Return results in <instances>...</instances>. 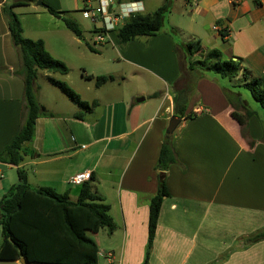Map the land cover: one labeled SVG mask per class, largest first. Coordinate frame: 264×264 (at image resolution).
<instances>
[{"label": "crops", "instance_id": "obj_1", "mask_svg": "<svg viewBox=\"0 0 264 264\" xmlns=\"http://www.w3.org/2000/svg\"><path fill=\"white\" fill-rule=\"evenodd\" d=\"M35 1L0 0V153L18 133L24 116L20 62L9 37L4 5L12 7L17 15L24 38L41 40L54 59L67 63L58 56L63 45L56 42L62 35L68 36L65 31L70 32L60 19L48 14L47 7L67 17L70 7L66 0H39L41 4ZM74 2L75 12L81 15L86 3ZM128 2L131 1L119 3ZM136 3H140L141 10L136 13L140 15L152 14L163 5L168 14L177 5V17L195 23L199 16L206 36L197 37L198 43H189L199 45L201 50L215 49L223 60L238 62L241 70L236 79L245 71L250 78L260 79L264 88V0H241L237 6L227 0ZM94 5L95 0H89V6ZM165 16L155 36L137 37L124 45L117 42L119 25L106 32L104 39L110 41L116 60L112 62L104 48L95 55L102 60L97 62L101 66L94 73L86 74L87 66H79L82 78L93 80L97 73L110 80L115 76L122 81L133 78L134 84L125 90L113 89L109 98L93 99L88 104L95 103L94 107L81 120L75 118L76 108L54 112L40 104L38 86L33 84L36 100L47 115L36 120L34 137L25 147L27 154L20 168L32 189L49 187L68 194L73 202L82 184L72 185L69 179L81 173L91 175L93 192L109 206L114 229L122 235L119 245L106 251L111 258L103 259L99 256L103 254L97 241L99 232L88 233L98 248V264H143L148 207L157 193L161 171L156 167L167 138L176 162L162 172L168 196L161 203L147 262L264 264V238H258L264 234V111L246 89L213 72L200 71L201 77L186 105L185 115L190 118L175 116L173 87L187 72L189 61L181 49L186 44L176 37L178 26L166 22ZM79 21L76 22L81 27ZM90 24L95 39L102 23ZM213 25L222 29L220 34L212 30ZM221 33H225L224 38ZM74 38L76 50L70 55L78 63L92 65V59H85L77 49L78 39ZM88 49L97 51L90 46ZM111 62L120 63L121 68L108 72L103 66ZM55 75L58 74L43 73L45 78ZM153 94L157 97L151 98ZM238 100L253 113L246 122V132L231 116L232 112L244 114ZM174 117L180 124L167 137L168 123ZM17 182L16 168L0 164V200ZM255 253L259 257L254 261L251 255ZM11 263L28 264L21 259Z\"/></svg>", "mask_w": 264, "mask_h": 264}, {"label": "trees", "instance_id": "obj_2", "mask_svg": "<svg viewBox=\"0 0 264 264\" xmlns=\"http://www.w3.org/2000/svg\"><path fill=\"white\" fill-rule=\"evenodd\" d=\"M119 3L121 0H113ZM139 2L142 0H129ZM20 2V1H18ZM3 13L8 20V30L12 44L17 51L20 70L18 74L23 81L24 116L18 133L0 153V164L16 168L18 182L12 186L0 200V262H16L24 259L28 264H98V248L88 233L96 234L100 230H115L114 223L109 215V206L92 190L93 178L82 183L76 201H71L68 194H60L52 188L42 187L32 189L27 182V175L20 165L27 154L25 147L33 140L36 120L45 113V109L36 100L33 84L39 72L66 76L67 66L54 59L41 40L32 41L24 38L17 15L12 7L4 5ZM48 14L60 19L71 35L81 39L82 33L75 20L67 17L51 7H47ZM167 12L163 5L152 14L129 15L128 19L117 28L116 38L120 45L133 41L137 37L155 36L162 27ZM225 37V33H221ZM187 57V72L182 73L174 84L176 94L173 113L179 118H190L185 115L186 105L194 90L195 82L201 77L200 71L213 72L221 78L228 79L233 85H238L249 91L251 97L264 111V88L260 79H252L242 71L238 62L223 60L219 51L201 50L199 45H181ZM198 54V55H197ZM199 59H194L195 56ZM108 77L96 78V85L106 82ZM50 85L57 87L64 95L82 109L75 118L81 120L95 103L82 102L64 82L48 77ZM157 94L151 95V98ZM227 98L230 97L227 95ZM231 102V101H230ZM239 105L244 108L240 100ZM232 105V102H231ZM244 114L239 116L232 112L231 116L246 132V122L253 114L243 109ZM264 139V126H263ZM34 157L35 154L31 153ZM173 148L169 139L163 140L160 148L157 170L158 189L150 200L148 207L147 246L144 264L147 263L149 250L154 240L157 220L161 203L168 196L163 174L167 168L176 162ZM258 238H264V234Z\"/></svg>", "mask_w": 264, "mask_h": 264}, {"label": "rangeland", "instance_id": "obj_3", "mask_svg": "<svg viewBox=\"0 0 264 264\" xmlns=\"http://www.w3.org/2000/svg\"><path fill=\"white\" fill-rule=\"evenodd\" d=\"M36 4H41L39 0L35 1ZM67 5L70 7L67 9L68 11H71L69 13V17L74 19L75 21H81V31H82V38L78 39L77 49L80 50V52H83L85 55V59L91 60L92 59V65H88V63L85 62H76L77 59L73 58L70 53H74L73 51L76 50V40H74V36H71L70 33L66 32V35H62V39L56 44L63 45L62 51L59 53V58H63L66 60V66L69 70L67 76L68 78L65 79L61 77L60 75L52 76L55 80L64 82L66 85L71 89L74 93H76L79 96L80 101L90 103L93 99H106L109 98V92L113 89L115 90H125L127 88H130L133 86V78H126L125 81H122L120 77L115 76L114 80H110L109 77L103 84L101 83L99 86L96 85V78L99 77V74L94 75L93 80L86 81L85 78H82L83 69H81L79 66L84 64L87 66L86 74H90L91 72L94 73V71L101 66L97 62L101 61L102 58H98L95 55H99V52H102L105 48L107 51V55L109 58H112L113 60H116V55L114 54L113 47L110 44V41L106 40L105 43H102V46H98L100 44H97L95 42V39H93L92 30L93 26L90 24V22L87 19H84L80 14V12H75V2L74 0H66ZM177 5L175 7H171V10L169 9V13L165 16V21L167 20L172 24V26H178L179 32L178 40L184 44H188L189 42L194 44L198 43L197 37H203L206 36V29L204 25H202L203 21L199 16L196 19L195 23H191L188 21L187 18H179L177 17ZM80 16L82 18H80ZM79 21V22H80ZM44 22V19L41 20V23ZM125 21H120L119 26H121ZM194 32V33H193ZM73 39L75 42H70ZM59 45V46H60ZM70 46L72 48H70ZM75 46V47H73ZM88 46L91 48L97 50L96 52H91L88 49ZM66 48V49H65ZM56 54V53H55ZM198 55V54H197ZM109 63L103 66L105 70L108 72H112L113 70H117L121 68V64H117V62ZM129 82V84H127ZM38 86L37 91V97L38 102L44 106H46L48 109L54 112H66L69 109H75L77 112H82V109L77 106L73 101H71L66 95H64L57 87L50 85L48 82V77H43V73L37 74L36 80L34 82ZM97 95V96H96ZM46 108V109H47ZM1 233V228H0ZM121 232L119 230H113L112 232H109L108 230H100L97 236V241L99 242L100 246V252H103V254H107L106 251L113 250L116 246L119 245L121 240ZM258 254V253H257ZM256 253L252 254L251 257L254 258V261L257 260V257H259ZM112 256V254L110 253ZM149 256V255H148ZM181 259V257H180ZM145 260V256H144ZM145 263V262H144ZM143 263V264H144ZM0 264H13L11 262H0ZM102 264V263H100ZM147 264H153V260L149 259ZM156 264V263H154Z\"/></svg>", "mask_w": 264, "mask_h": 264}, {"label": "built area", "instance_id": "obj_4", "mask_svg": "<svg viewBox=\"0 0 264 264\" xmlns=\"http://www.w3.org/2000/svg\"><path fill=\"white\" fill-rule=\"evenodd\" d=\"M86 3L85 8L82 11V16L93 24L96 22L102 23V30L97 34L95 42L102 44L105 41L106 32L112 31L120 21L128 19L129 15L139 13L141 7L140 3L128 2V3H115L113 0H95L94 6H89V0H82ZM232 6H237L241 0H227ZM212 30L216 33L221 32V28L217 25L212 26ZM89 180L88 173H81L72 176L69 179V183L72 185H81ZM103 259H110V254H99Z\"/></svg>", "mask_w": 264, "mask_h": 264}, {"label": "water", "instance_id": "obj_5", "mask_svg": "<svg viewBox=\"0 0 264 264\" xmlns=\"http://www.w3.org/2000/svg\"><path fill=\"white\" fill-rule=\"evenodd\" d=\"M141 102L143 101V98L142 99H139L137 102ZM180 124V120L177 119V118H171L169 123H168V126H167V129H166V134L167 137H169L170 135L173 134V132L175 131V129L177 128V126ZM25 261L24 259H21V262Z\"/></svg>", "mask_w": 264, "mask_h": 264}]
</instances>
